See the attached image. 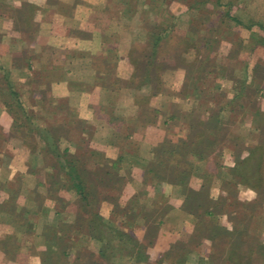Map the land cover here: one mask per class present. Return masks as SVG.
Here are the masks:
<instances>
[{"label":"rangeland","instance_id":"374dc122","mask_svg":"<svg viewBox=\"0 0 264 264\" xmlns=\"http://www.w3.org/2000/svg\"><path fill=\"white\" fill-rule=\"evenodd\" d=\"M194 1L0 0V66L7 68L12 89L19 94L27 114L17 111L14 115L25 122L26 135L22 131L20 137L15 135L14 118L9 113L4 124L0 122V128H10L9 143L14 144L6 150L0 147V165L11 166L15 185L10 187L17 193L11 198L9 190L0 188V264L43 263L45 242L39 250L28 228L39 229L41 220L56 224L55 197L59 194L64 198L61 217L73 219L68 225L74 226L61 228V218L54 226L58 234L67 232L64 239L68 243V247L61 246L66 251L57 256V264L75 263L77 255V264H198L199 259H204L203 264H210L211 259L213 264H224L229 249L222 245L221 233L215 238L210 234L216 224L226 226L234 235L235 224L243 231L247 227L244 256L238 264H264V250L263 257L257 252L264 245V184L260 183V191L235 185L227 173L248 158V149L257 138L264 139V0H212L205 7L199 4L206 13L194 8ZM208 10H213L208 18L211 21L204 19ZM226 10L231 16L224 21ZM44 20L48 22L43 24ZM31 22L32 29L26 26ZM159 26L172 29L173 34L159 43L152 83L134 80L130 84L135 69L131 56L148 48V34ZM40 29L53 31L50 40L54 44L45 42L43 49L39 47L35 36ZM94 31L102 36L100 40L93 36ZM59 33L92 37L103 46L108 43L113 47L109 52L103 48L104 53L70 48L71 43L63 41ZM207 41L211 44L206 45ZM60 82L65 83L59 87ZM65 89L69 99L62 95ZM84 89L99 95L100 118L94 117L90 123L83 119L87 111L80 94ZM4 95L15 97L7 90ZM215 105L224 120L216 133L205 123ZM256 106L258 118L253 115ZM3 107L7 109L0 99V113ZM175 115L181 120L177 122ZM195 119L202 123L198 129L206 126L212 137H221L209 150V161L199 160L197 153L188 152L187 143L182 145L177 140L186 135L187 125L196 123ZM182 120L184 128L179 125ZM109 122L117 127L113 136ZM35 125L52 129L49 137L56 140V151L52 142L46 147L40 132L31 133L29 129ZM195 129L189 130L195 133ZM176 148L177 154L171 155L169 151ZM154 155L168 162L161 175L172 180L145 179ZM120 156L116 168L112 163ZM67 160H77V164L97 172H90L88 179L105 171L112 173L104 183L96 181L88 189L92 198L89 209L96 206L105 222V237H115L118 229L143 242L146 260L117 250L110 256L113 263L100 256L107 240L91 237V231L83 229L84 220L81 224L75 221L76 213L83 210L77 205L74 190L51 184L60 174L66 177L70 171ZM53 162L59 174L52 168ZM255 172L258 176L261 173L259 165ZM204 173L210 176L203 180L200 175ZM250 173L255 174L248 168L245 174ZM184 174L187 176L183 178ZM0 181H5L2 174ZM203 184L207 190L203 195L214 200L208 202L216 215L205 213L202 199L187 201L189 189L199 190ZM227 200L232 209L229 216L223 212ZM88 214L81 216L90 222ZM11 227L19 232L14 233ZM208 234L209 240L203 238ZM172 244L179 245L165 257Z\"/></svg>","mask_w":264,"mask_h":264},{"label":"trees","instance_id":"16d2710c","mask_svg":"<svg viewBox=\"0 0 264 264\" xmlns=\"http://www.w3.org/2000/svg\"><path fill=\"white\" fill-rule=\"evenodd\" d=\"M209 1H212V0H204L202 2H201V0H195L194 2H192V6H194V8H196V9L202 11L203 13H206V12H204L203 7L199 6V4H203V6L205 7L206 3H208ZM215 1L218 2L219 0H215ZM32 8H33V6H32ZM212 11L213 10H208L207 11V18H204V19H208L209 17L211 18L212 15L210 13H212ZM32 14H31V16H32ZM230 16H231V14H229V10H226L224 12V17H226L224 21L228 20L230 18ZM204 19L200 20L199 22L202 23L204 21ZM209 19H208V21H211ZM200 23L198 24V26L200 25ZM33 25L34 24L31 22V24L28 23L26 26L30 27L32 29ZM171 31H172V29L167 30V28H163L162 26L154 27V29L152 28V30H150V32L148 34V38H149L148 39V44H149L148 48L142 49V50H144V52L145 51H148V52L142 53V51H141L145 61L144 60L142 61L141 53H139L138 56H131V60H132L133 64L135 65V67H134L135 69H134L132 75L130 76V79H129L130 84L134 80L136 81V83H141L140 81H142V83L143 82L149 83L147 81H150V82L152 81V73L156 70V69L154 70L153 67L155 68V63H156L155 61H156V56H157L156 52L159 48V43L162 40L171 36L173 34V32H171ZM196 31H197V29H196ZM195 33H197V32H195ZM261 41L262 42L264 41V36H262ZM210 44H211V41L206 42V45H210ZM145 54H146V56H144ZM29 67L30 66H28V69H29ZM152 70H154V71H152ZM241 86H244V84L241 83ZM6 90H7L8 95L11 96V95L15 94L14 95L15 97L12 96V97L7 98L4 95ZM198 96H199V94H198ZM198 96H196V97H198ZM0 99L5 104L8 113L11 115L12 118H14L13 127L15 128V131H17V133L20 132V134H17V133L15 134L16 137L22 136L21 135L22 131L25 132L23 130V127H24L23 125L25 122H22L21 118H19V115H18V117H15L14 115L16 114L17 111H20L22 115L25 114L27 116V114L25 113L26 110L24 107H22L23 104L19 98V94L17 95V92H14V90L12 89V81H10V79H8L7 68H5L2 65L0 66ZM221 108H222V106H221ZM219 109L220 108H218V110L216 111V105L214 106V108L212 107L211 108L212 112L207 114V117L205 120V123L209 124V126H208L209 128H212V130L215 129V133L217 132V130H216V128H218L217 126L220 127L222 125V123L224 122V120H222V118L220 116V110ZM253 115H254V117L256 116V118H258L259 107L256 106L254 108ZM24 118L28 119V117H25V116H24ZM174 119H176L178 122L181 120V116L175 115ZM184 120H187V117H185ZM195 120H196V123L195 122H194V124L189 123L187 125L190 130L191 129L194 130V127H196L197 129H195V133L190 132V130L188 129L185 133L186 135L178 137L177 140L180 143H182V145L187 143L186 145L190 149L188 152H192L194 155H196V153H197L199 160L200 159L203 160V159L207 158V160L209 161V159H210L209 155L211 152L209 150L214 148L216 146V143H220L218 140L220 135L217 138H216V136L212 137V135H210V133L209 134L207 133V131H206L207 127L206 126L205 127L202 126V129H198V127L200 126L199 124H202V123H201V120H199V119H195ZM179 125H181L184 128L185 122L182 120L181 124H179ZM33 127L34 128L29 129L32 131L31 133L34 134V132H37V133L40 132L42 134V137L44 139H46V142H45L46 147L47 146L51 147V142H52V144H54L53 149H54V151H56L57 150L55 148L56 147V145H55L56 140L53 139V141H51L52 138L49 137L52 129L50 127L49 128H46V127L42 128L41 126L39 127L37 125H35ZM256 127H258V126H256ZM116 130L117 129L112 131V133H113L112 136L114 134H116ZM215 133L214 134L212 133V134L215 135ZM10 135L11 134H9L8 137ZM25 135H26V132H25ZM4 136H5L4 133H0V147L1 148H2V142H3V141H1V139H3ZM177 146L180 147L181 144L177 145ZM29 148L33 151V148H31V147H29ZM177 150L178 149L176 148L174 150L173 149L170 150L169 152L171 155H176ZM199 150H201V151H199ZM248 151H249L248 158L244 161L243 160L240 162L237 161L238 163H236L234 167L230 168V171H228L227 173L233 178L235 185H242L243 184V185H246L247 187H250L254 190L260 191V187H261L260 183H262V185L264 184V180H262L264 178V139L260 140V138L259 139L257 138V143L254 144L253 146H250ZM256 154H257V158L255 157ZM159 157L160 156H157V155L153 156L152 164L149 165V167L147 168L149 174L147 175V177L145 176V179H147L149 181L153 180V179L164 180V181L165 180H167V181L172 180V179H169L167 177V175H163V174L161 175L163 167L165 166V164L167 165L168 162H166V160L163 157L161 159ZM121 160H122V157L120 156L118 161H113L112 164L115 165V167L117 168L118 166L116 164H117V162H120ZM0 162H1V158H0ZM67 162H68L67 166L69 167L70 171H67L65 173L66 177L62 178V175L60 174V175L56 176V178H54V180L51 182V184H54L56 186H59V185L66 186L67 189L74 190L75 194L77 195V205L79 206V208L82 207V210H83L81 212L78 211L76 213L75 221L78 223L80 222V224L85 222L84 227H86V228H83L82 225L81 226L83 229H85L87 231H91V232H89L90 236L93 235L96 239L107 240V244H105L104 247L101 248V250H100V256L103 257L104 259H106L107 261L111 262L110 256L113 254V252L115 250H117L115 252H119V253H123V252L126 253L127 252V254L130 256H132V255L138 256L140 259L146 260L148 257L147 256V247L145 246V244L143 242L137 240V238H135L132 234H129L128 232L118 230V229L116 230L117 234L114 235L115 237H113V235H109V236L105 237V235L102 234L104 231L103 226L105 225V222L103 221L102 217L97 213L96 206L92 209H89V205H91L90 203H91L92 198L90 196V192L88 191V189L93 188L94 185L98 181L104 183L106 181L105 179H108L112 173H110V171H105L104 173H101L100 175L95 174L96 176L93 178L94 180L91 178L88 179L90 172L92 174L97 173V172L95 170H93L92 168H88V167L84 166V164L83 165L77 164V162H78L77 160H73V161L67 160ZM51 165H52V168L56 169V171L59 174L60 170H57L54 162ZM258 165H259V169L261 171L260 174L262 175L261 180H260V174L258 176L257 172H255V168H257ZM247 167L250 169V171L252 173H255V174H251V173L245 174V172L248 169ZM169 170H170V168H169ZM244 170H246V171L244 172ZM186 176L187 175L184 174V176H182V177L184 178ZM209 176L210 175H208V173H204V174L200 175V177L203 180L207 179ZM182 177L179 178L178 180H182L183 179ZM47 180H48V178H47ZM11 185H13V186L15 185V181L13 179L10 181H0V188L3 187L5 190L6 189L9 190L10 194H11L10 197L12 198V197H15V195L17 193H14L15 191L11 189V187H10ZM205 191H207V190H206L204 184H203V186H201V188L199 190H194L193 188L189 189V191L187 193V201L188 202H190V201L195 202V201L202 199V201H200V202H201L202 206L206 207L205 213L209 214V215H216V211L214 210L215 209L214 206L211 203H209L211 201L213 203L214 200H212V198L210 200V197L208 195L204 196L203 194H207V193H205ZM59 196L60 197H58V196L57 197L54 196V197L56 200L55 205L57 206V209H56L57 214L61 216L62 215L61 210H63V207H64L61 205L64 204V198H63V196L61 197V194H59ZM57 201H59V203H60L59 205H58ZM204 201H206V202H204ZM202 202H204V203H202ZM226 204L228 205L227 207H226ZM226 204H225L226 208L223 210V212L225 215L229 216L230 213L232 212V209H230L231 205H230V202L228 200L226 201ZM201 205L199 204L197 206H201ZM215 207L217 208L216 204H215ZM251 209L253 210L254 208H251ZM21 211L24 212L23 214H25V212H26L24 210H21ZM82 213H87V214L89 213L88 215L90 216V219L92 218L91 219L92 222L91 221L88 222L87 221L88 218H85V217L82 218V216H81ZM253 213L254 212H251L250 214L253 215ZM250 214H249V216H250ZM232 215H233V213H232ZM83 220H84V222H83ZM87 222H88V224H87ZM80 224H78V225L80 226ZM65 225L68 227L74 226V225H68L65 223L59 224L60 227L61 226L64 227ZM53 226H56V225H53ZM53 226L47 225V226H45L44 231H43L44 238L41 241V243L45 242V246L47 248H46V250L43 251L44 256L41 260V261H43L42 264H57V262H55L56 258H58L57 256H59L60 253L65 254V251H66V250H63V248L61 246L64 245L65 247H68V243H66L65 242L66 239H64V237L67 236V235H65L67 232L63 235L58 234ZM213 226H214V227H212L213 231L210 230L212 232V233H210L212 235V237H214V238L219 237L218 234L221 233L222 245H224L225 249H229V252L228 253L226 252V258L224 259L223 263L224 264H238L240 259H241V256L242 255L244 256L243 251L245 250V248L243 245L246 242L245 238L248 237L246 235L247 227L243 231L240 226L235 224L234 228H235L236 233L234 235V232L229 230L228 228H226V226H222L221 224H219V225L216 224ZM197 228L198 227L196 226V228H194V230ZM210 234L204 235L203 238L209 240L208 237H210ZM244 236H245V238H244ZM52 239H53V241H52ZM114 239L118 240V242L114 241ZM177 243H179V242H177ZM178 245L179 244H176V245L172 244L170 246V248L167 250V252L164 253L165 257H166V255H170V253L173 252L174 247L178 246ZM181 245L185 246L184 244H181ZM107 247H109V248H107ZM249 248H251V250H252L253 247L250 246ZM125 249H128V250H125ZM262 250H264V245H261L258 248L257 252L260 255V257L262 256L261 253H263ZM121 251H123V252H121ZM255 251H256V248H255ZM260 251H262V252H260ZM248 252L249 251H247V253ZM186 253H187V251H186ZM186 253L184 252V254H186ZM161 257L163 259L165 258L164 255ZM77 259H79L78 255H77V258L75 260V263L69 262V261H67L66 263L67 264H77ZM220 259H221V257H220ZM200 260L201 259H199L197 261V263L199 264V262H200V264L201 263L203 264L204 259H202L201 261ZM159 261H160V259H159ZM111 263H113V262H111ZM210 264H213L212 259L210 260Z\"/></svg>","mask_w":264,"mask_h":264},{"label":"crops","instance_id":"0c3cea01","mask_svg":"<svg viewBox=\"0 0 264 264\" xmlns=\"http://www.w3.org/2000/svg\"><path fill=\"white\" fill-rule=\"evenodd\" d=\"M39 1H41V2L43 1V3H44V0H39ZM86 19H88V18L86 17ZM63 21H65L64 18L62 19V23H63ZM41 22H43V21H41ZM47 22L48 21L44 20L43 24H45ZM52 32H53L52 30H48V31L44 32V31H41V29H40L39 30V33L35 36V42L39 44V47H41V49H43L44 45H46L45 42L50 43V44H54L53 41L50 40V38L52 37ZM71 34H70V36H68V35H66L64 33L63 34H61V33L58 34V36L61 37V39H64L63 41H66L67 43H71V45H69L70 48H77L79 50L83 49L84 51L87 50V51H90V52H97L98 50L102 51L103 48H104L105 51L109 52V48L113 47V45L111 46V44H108V43L106 44V46H103L102 43H101V41H96V39L95 38H92V37L89 38V39H88V37H83V38L79 37V38H77V35L78 34L81 35V32H79L78 34H75V33L74 34L71 33ZM92 34H93V36H95V35L98 36V37L100 36V34L97 31H94ZM101 37H99V40H100ZM69 46L67 48H69ZM67 51L68 50L66 49L65 52H67ZM103 53H104V50H103ZM64 83L65 82H60L59 83V87H60V85H62ZM60 89H64V88H60ZM61 91H63V90H61ZM67 92H66V89H65V91L62 92V95L67 96L66 98L69 99V93H67ZM88 92L89 91H86L85 89L84 90H81L80 100L82 101L81 102V105H83V106L85 105L84 107H85V110L87 111V112L85 111L86 113L84 112L85 114H84L83 119L87 120L90 123L91 120L94 117L95 118H100V113H99L98 106H97L98 103H96V96H99V95L98 94H96V95L95 94H91V93H88ZM94 98H95L94 104H91L92 102H90V101L92 99H94ZM84 99L85 100L87 99V101L83 102ZM2 109L3 110L0 113V122L1 123L3 122L2 124H4V122H5L4 119H6L9 114H8L7 109H5V107H3ZM90 110H91V112H90ZM107 122H108V120H107ZM109 126L111 127V131L117 129V127L113 123H110ZM9 129H10L9 127L6 128V127H3V126L0 128V133H4L5 134V136L3 137V139H1V141H3L2 142V147L5 148V150L7 148H11L14 145V144L12 145V144L9 143V140H10L9 139L10 137H8V135L10 134ZM22 171H24V170H22ZM0 174H2L4 176V180L5 181H10V180H12V179L15 178L14 171L11 169V166H8V165L7 166L6 165H2V164L0 165ZM52 204L54 205L53 201H52ZM49 205H51V204H49ZM47 209H49V208H47ZM54 211H55L54 212L55 218L57 219L55 221L56 224H57L59 218L62 219V220H59V223L61 222V223H67V224H69V223L73 222V219H66V220H64L65 218L63 219L61 216H59L57 214V212H56L57 210L54 209ZM41 221H42V223H41ZM41 221H39V227H40L39 229L36 228L35 226H32L31 227V225L29 227L30 229L28 228V231H30V232L33 231L31 240L32 239L34 240L36 238L37 245H39L38 246V249L39 250H43L42 248H43V245L44 244H42L40 242L43 240L42 238H44L43 237V231H44L45 226H47V225H49V226L50 225L51 226L56 225L55 223L54 224H46L45 222H43L44 220H41ZM52 222H54V220ZM11 229H14L15 230L14 233L17 230V228L15 229V227L14 228L11 227ZM17 231L19 232V230H17ZM37 232L42 237L41 240L39 238V235L37 237L36 236L35 237L33 236V234L34 233L37 234ZM21 233H23V232H21ZM34 264H40V263L36 262Z\"/></svg>","mask_w":264,"mask_h":264},{"label":"clouds","instance_id":"9594fccd","mask_svg":"<svg viewBox=\"0 0 264 264\" xmlns=\"http://www.w3.org/2000/svg\"><path fill=\"white\" fill-rule=\"evenodd\" d=\"M254 195V194H253Z\"/></svg>","mask_w":264,"mask_h":264}]
</instances>
